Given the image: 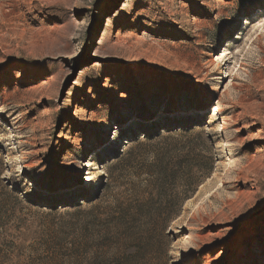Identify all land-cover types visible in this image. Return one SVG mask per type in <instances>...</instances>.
<instances>
[{"label":"rangeland","instance_id":"1","mask_svg":"<svg viewBox=\"0 0 264 264\" xmlns=\"http://www.w3.org/2000/svg\"><path fill=\"white\" fill-rule=\"evenodd\" d=\"M0 264H264V0H0Z\"/></svg>","mask_w":264,"mask_h":264},{"label":"trees","instance_id":"2","mask_svg":"<svg viewBox=\"0 0 264 264\" xmlns=\"http://www.w3.org/2000/svg\"><path fill=\"white\" fill-rule=\"evenodd\" d=\"M202 152L210 154V147L204 136L199 135ZM147 137V142H149ZM198 151L197 145L190 144L187 147V155L195 156ZM211 160V159H210ZM201 163L195 160L179 161L177 159L159 158L144 166L143 171L151 177L150 181H145L149 198L136 194L137 207L146 213L153 215V219L169 223L176 218L182 209L184 202L196 191L201 182L212 173V164L208 163L202 167ZM144 172L136 171V177ZM134 211H136L134 209Z\"/></svg>","mask_w":264,"mask_h":264}]
</instances>
